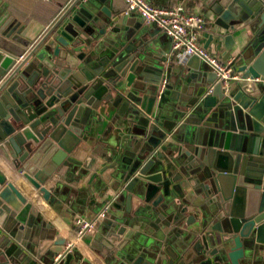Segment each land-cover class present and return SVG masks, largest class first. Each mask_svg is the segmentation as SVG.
I'll use <instances>...</instances> for the list:
<instances>
[{"label": "water", "instance_id": "water-1", "mask_svg": "<svg viewBox=\"0 0 264 264\" xmlns=\"http://www.w3.org/2000/svg\"><path fill=\"white\" fill-rule=\"evenodd\" d=\"M109 1L71 0L35 43L0 45V150L48 203L60 193L59 181L48 186L55 175L82 181L89 205L97 193L117 209L125 200L104 257L263 264L264 0H207L211 38L233 52L238 74L227 89L204 66L170 81V50L141 24L120 25ZM104 122L111 140L98 135ZM63 248L0 169V264H51Z\"/></svg>", "mask_w": 264, "mask_h": 264}, {"label": "crops", "instance_id": "crops-1", "mask_svg": "<svg viewBox=\"0 0 264 264\" xmlns=\"http://www.w3.org/2000/svg\"><path fill=\"white\" fill-rule=\"evenodd\" d=\"M70 1L71 0H0V45L7 46L10 51L19 53L21 50L19 43H17V39L24 40L25 38L23 36H25L24 33L26 31L29 32L26 37L32 39L31 44L35 43L57 20ZM149 1L155 5L164 7L181 4L188 12L203 15L206 19V25L199 33V42L207 51L216 54L221 60H232L233 52L225 50L221 43H217L211 38V31L213 28L211 19L212 14L207 0ZM108 5L112 14L117 18L119 17L118 21L120 25L141 24L145 30L153 34L159 41L157 49L160 52L164 54L170 50V40L163 33L158 32L155 26L145 25L137 14L132 13L124 15L123 12L126 5L123 0H110ZM7 35L11 37L9 38ZM11 38L16 39V42L11 41ZM168 53L166 55H168ZM168 63H170V61ZM172 63V68L170 70L172 75L169 80H175L174 82L177 80L175 75L178 77L181 71H183L184 75H187L203 66L211 69L207 62L196 56L183 59V61L174 59ZM164 73H166V70ZM171 95L170 90H168L166 99ZM109 125V123L104 122L103 125L98 128L100 133L98 135L111 140L114 135V130L109 134L105 133ZM86 149L84 153L92 151L90 148ZM96 157L97 161L102 160L99 156ZM0 169L5 175L11 177V182L15 187H17L25 197L32 201L35 211L40 213L43 219L51 225L54 231H56L57 238L64 242V246L71 244V250L66 252L72 254L71 259L67 262L61 257L58 262L55 263L54 256L51 264H121V262L115 260L114 257H104L101 254L102 247L100 243L104 240L103 238L107 230V225L111 222L110 216L122 212L125 205L124 199L119 202L120 208L117 209L112 206L113 196L104 195V197H100L97 193L95 204L89 205L88 198L82 199L77 196L76 188L81 185L82 181H80L79 184L73 185L71 184L72 182L66 183L65 180L55 175L52 181L48 183V186H52L55 182L59 181L60 193L51 204L45 201L37 190L15 173L7 161V153L4 150H0ZM67 185H73L72 187L74 188L71 189L67 187ZM89 188L93 193V188ZM103 200L106 201L105 204H101ZM106 206H109L106 215L98 221L94 231L78 236L75 232V219L78 217L88 218L96 216L98 212L106 208ZM134 228L136 231H142L144 226L143 224L136 225ZM148 231L150 232L151 230L148 229ZM155 238H157V235L154 234L151 239ZM152 249L155 248L152 247Z\"/></svg>", "mask_w": 264, "mask_h": 264}, {"label": "built area", "instance_id": "built-area-1", "mask_svg": "<svg viewBox=\"0 0 264 264\" xmlns=\"http://www.w3.org/2000/svg\"><path fill=\"white\" fill-rule=\"evenodd\" d=\"M124 15L137 14L146 25H155L171 42L167 60L172 61L191 56L201 58L216 73V81L227 89L229 83L238 78L232 60L223 61L216 54L207 51L199 42V33L206 25L203 15L188 12L181 4L164 7L151 3L149 0H123ZM167 80L161 79L159 90L164 88ZM109 206L99 211L93 217H78L74 221L75 232L78 236L93 232L98 221L105 217ZM71 250V244L64 246L63 251L55 256V263Z\"/></svg>", "mask_w": 264, "mask_h": 264}, {"label": "rangeland", "instance_id": "rangeland-1", "mask_svg": "<svg viewBox=\"0 0 264 264\" xmlns=\"http://www.w3.org/2000/svg\"><path fill=\"white\" fill-rule=\"evenodd\" d=\"M28 33H29V32H28V31H26V32L24 33V35L26 36Z\"/></svg>", "mask_w": 264, "mask_h": 264}]
</instances>
